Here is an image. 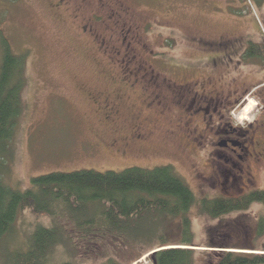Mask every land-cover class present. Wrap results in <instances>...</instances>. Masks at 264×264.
<instances>
[{
    "label": "rangeland",
    "instance_id": "374dc122",
    "mask_svg": "<svg viewBox=\"0 0 264 264\" xmlns=\"http://www.w3.org/2000/svg\"><path fill=\"white\" fill-rule=\"evenodd\" d=\"M0 35L9 41L14 54L27 59L22 116L4 173L11 188L25 191L31 179L51 173L171 166L197 200L223 194L204 187L193 169L195 160L202 163L199 173L208 175L205 152L191 156L188 134L174 137L169 133L173 130L170 121L147 114L144 89L132 87L135 81H124L121 74L132 63L131 68L143 67L162 80L181 84L207 80L220 71L215 69V50L203 48L223 40L264 45V0H0ZM240 68L250 73L258 65L244 63ZM108 101L126 114L123 126L116 127L111 119ZM251 101L256 105L250 97L233 113L238 127L248 126L246 121L253 118L251 112L239 119ZM143 122L157 131L148 142H137L121 153L131 127ZM207 124L197 116L192 130L198 137L206 136ZM212 125H219L218 117ZM254 184L255 191L264 190V167L256 170ZM190 217L195 264H214L216 253L231 250L264 254V234L258 236L260 221L264 222L263 205L254 204L246 212L217 220L194 208ZM48 222L30 210L22 211L0 247L24 249L35 225ZM179 225L175 221L167 231L173 244L180 240ZM228 235L232 238H225ZM152 253L137 262L124 256L120 261L154 264Z\"/></svg>",
    "mask_w": 264,
    "mask_h": 264
},
{
    "label": "trees",
    "instance_id": "16d2710c",
    "mask_svg": "<svg viewBox=\"0 0 264 264\" xmlns=\"http://www.w3.org/2000/svg\"><path fill=\"white\" fill-rule=\"evenodd\" d=\"M0 50V244L24 210L49 221L35 225L24 249L0 247V264H122V256L137 262L157 250L151 257L155 264H195L194 208L217 220L264 206L260 189L240 199L197 200L171 166L51 173L31 179L25 191L11 188L4 173L22 116L27 59L14 54L3 35ZM175 221L180 222L177 244L167 237ZM263 226L261 220L260 237ZM214 264H264V254L218 252Z\"/></svg>",
    "mask_w": 264,
    "mask_h": 264
},
{
    "label": "flooded vegetation",
    "instance_id": "af4514ba",
    "mask_svg": "<svg viewBox=\"0 0 264 264\" xmlns=\"http://www.w3.org/2000/svg\"><path fill=\"white\" fill-rule=\"evenodd\" d=\"M70 1L75 0H61L62 3ZM232 42L218 41L214 42L215 46L203 48L215 50V69L220 71L208 75L204 81L201 78L181 84L173 79L162 80L154 72L147 73L143 67L131 68L132 63L126 65L121 75L126 82L135 81L132 87L141 86L144 89L143 101L148 109L147 114L149 112L160 120L170 121L173 130L169 133L174 137L181 133L188 134L192 145L188 150L191 156L205 152L202 154L206 156L208 175L199 173L203 168L202 163L191 162L195 172L201 176L203 186L223 193L219 197L240 199L255 191L256 170L264 167V45L256 47L249 41ZM244 63L248 66L256 64L258 70L244 73L240 68ZM235 75L240 78H230ZM260 77L261 80L255 84V79ZM164 90H167V95ZM250 97L257 101L252 111L254 113L250 114L253 118L246 121L248 126L238 127L234 123L233 113ZM106 109L118 124L116 127L123 126L126 114L117 103L108 101ZM197 116L208 122L204 130L206 136L198 137L200 134L192 130ZM216 117L219 125L214 128L212 124ZM156 131L153 126H145L144 122L134 124L121 147V153L125 154L133 144L138 145L137 142H148ZM202 139H206L204 147Z\"/></svg>",
    "mask_w": 264,
    "mask_h": 264
},
{
    "label": "bare ground",
    "instance_id": "6f19581e",
    "mask_svg": "<svg viewBox=\"0 0 264 264\" xmlns=\"http://www.w3.org/2000/svg\"><path fill=\"white\" fill-rule=\"evenodd\" d=\"M254 102H250L246 108L243 110V112L241 113V115L239 116V119H245L248 117V115L255 109V106H254Z\"/></svg>",
    "mask_w": 264,
    "mask_h": 264
},
{
    "label": "water",
    "instance_id": "95a60500",
    "mask_svg": "<svg viewBox=\"0 0 264 264\" xmlns=\"http://www.w3.org/2000/svg\"><path fill=\"white\" fill-rule=\"evenodd\" d=\"M157 252H158V251H157ZM157 252H153L151 255H149V257H150V256L154 257V255H155ZM154 264H155V263H154Z\"/></svg>",
    "mask_w": 264,
    "mask_h": 264
}]
</instances>
